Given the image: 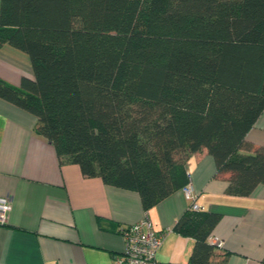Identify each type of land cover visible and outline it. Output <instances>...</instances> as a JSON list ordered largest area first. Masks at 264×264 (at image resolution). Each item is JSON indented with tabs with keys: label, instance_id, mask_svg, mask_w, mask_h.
I'll list each match as a JSON object with an SVG mask.
<instances>
[{
	"label": "trees",
	"instance_id": "trees-1",
	"mask_svg": "<svg viewBox=\"0 0 264 264\" xmlns=\"http://www.w3.org/2000/svg\"><path fill=\"white\" fill-rule=\"evenodd\" d=\"M6 46L34 78H0V98L36 117L62 166L137 192L146 211L187 186L204 149L232 173L228 195L264 185V145L247 139L264 112V0H0ZM220 218L176 223L191 264H212Z\"/></svg>",
	"mask_w": 264,
	"mask_h": 264
},
{
	"label": "crops",
	"instance_id": "crops-1",
	"mask_svg": "<svg viewBox=\"0 0 264 264\" xmlns=\"http://www.w3.org/2000/svg\"><path fill=\"white\" fill-rule=\"evenodd\" d=\"M0 50V78L19 86L34 78L28 57ZM37 119L0 98V199L12 210L0 224V264H116L124 252L121 230L145 218L165 234L159 264H191L195 240L174 231L192 202L182 190L146 211L135 191L83 176L78 165L60 164L55 147L36 132ZM264 145V112L247 137ZM201 212L220 215L211 236L212 264H264V185L248 197L226 193L232 173H218L206 149L187 163Z\"/></svg>",
	"mask_w": 264,
	"mask_h": 264
},
{
	"label": "built area",
	"instance_id": "built-area-1",
	"mask_svg": "<svg viewBox=\"0 0 264 264\" xmlns=\"http://www.w3.org/2000/svg\"><path fill=\"white\" fill-rule=\"evenodd\" d=\"M188 200L192 202L191 209L200 211V207L195 202V196L191 183L182 189ZM12 210V204L9 199H0V224L7 220V214ZM121 235L125 247L121 256L116 259V264H159L157 255L163 245L165 234L155 231L152 222L145 216L141 221L125 227ZM209 243L216 249H223L224 242L211 236Z\"/></svg>",
	"mask_w": 264,
	"mask_h": 264
},
{
	"label": "rangeland",
	"instance_id": "rangeland-1",
	"mask_svg": "<svg viewBox=\"0 0 264 264\" xmlns=\"http://www.w3.org/2000/svg\"><path fill=\"white\" fill-rule=\"evenodd\" d=\"M14 51H16V52H18V53L22 54L21 52H19V51H17V50H14ZM22 55H24V54H22ZM24 56H25V55H24ZM25 57H28V56H25Z\"/></svg>",
	"mask_w": 264,
	"mask_h": 264
}]
</instances>
